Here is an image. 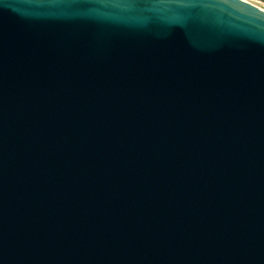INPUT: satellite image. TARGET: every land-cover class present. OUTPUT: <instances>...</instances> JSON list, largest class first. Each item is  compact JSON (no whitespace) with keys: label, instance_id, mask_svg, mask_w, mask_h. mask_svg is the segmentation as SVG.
Listing matches in <instances>:
<instances>
[{"label":"water","instance_id":"95a60500","mask_svg":"<svg viewBox=\"0 0 264 264\" xmlns=\"http://www.w3.org/2000/svg\"><path fill=\"white\" fill-rule=\"evenodd\" d=\"M0 264H264V8L0 0Z\"/></svg>","mask_w":264,"mask_h":264},{"label":"rangeland","instance_id":"374dc122","mask_svg":"<svg viewBox=\"0 0 264 264\" xmlns=\"http://www.w3.org/2000/svg\"><path fill=\"white\" fill-rule=\"evenodd\" d=\"M253 1L258 2V3H260L261 5L264 6V0H253Z\"/></svg>","mask_w":264,"mask_h":264},{"label":"bare ground","instance_id":"6f19581e","mask_svg":"<svg viewBox=\"0 0 264 264\" xmlns=\"http://www.w3.org/2000/svg\"><path fill=\"white\" fill-rule=\"evenodd\" d=\"M264 8V7H263Z\"/></svg>","mask_w":264,"mask_h":264}]
</instances>
